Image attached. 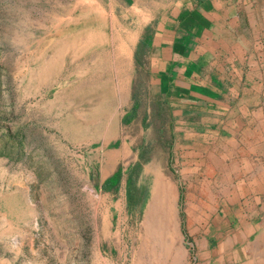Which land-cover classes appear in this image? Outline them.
Wrapping results in <instances>:
<instances>
[{
  "label": "rangeland",
  "instance_id": "rangeland-1",
  "mask_svg": "<svg viewBox=\"0 0 264 264\" xmlns=\"http://www.w3.org/2000/svg\"><path fill=\"white\" fill-rule=\"evenodd\" d=\"M187 1L0 0V264H162L141 229L148 148L169 142L145 54L159 21ZM116 35L130 36L127 48L104 40ZM116 46L124 72L104 71L99 86L91 70ZM110 195L136 201L132 230L100 251L84 217Z\"/></svg>",
  "mask_w": 264,
  "mask_h": 264
},
{
  "label": "crops",
  "instance_id": "crops-1",
  "mask_svg": "<svg viewBox=\"0 0 264 264\" xmlns=\"http://www.w3.org/2000/svg\"><path fill=\"white\" fill-rule=\"evenodd\" d=\"M145 61L169 139L148 148L142 170L146 243L162 264H190V247L194 264H264V0L182 3L155 27ZM119 202L98 197L84 217L100 251L132 230L136 201Z\"/></svg>",
  "mask_w": 264,
  "mask_h": 264
},
{
  "label": "bare ground",
  "instance_id": "bare-ground-1",
  "mask_svg": "<svg viewBox=\"0 0 264 264\" xmlns=\"http://www.w3.org/2000/svg\"><path fill=\"white\" fill-rule=\"evenodd\" d=\"M91 9H93V8H91ZM103 16V15H102ZM84 18V16H83V14L82 15H79V18H77V19H82V18ZM89 19H90V21H96L95 19H96V17H93V18H91V17H89ZM83 20V19H82ZM101 20L102 19H100V22H101ZM103 23V22H102ZM105 23H107V21L105 22ZM104 23V24H105ZM73 24V23H72ZM105 28V27H104ZM108 32V31H107ZM115 35V34H114ZM132 36V35H131ZM130 37V36H129ZM128 36H126L125 37V40H124V38H122V37H120V36H115L114 37V40L113 41H111L110 39L111 38H108V37H105V41H106V43H111V42H113V43H121L122 42V46H123V48L125 49V48H127L126 47V44H125V41L126 40H128V38H129ZM74 40H79V39H81L82 38V35H80L79 33L78 34H75V35H73V37H72ZM113 39V38H112ZM121 40V41H120ZM94 45H96V44H94ZM128 45V44H127ZM93 46V45H92ZM89 49V48H88ZM75 50V49H74ZM84 51H86L85 49H84ZM84 51H81L80 53H78V54H76L75 56H74V59H72L74 62H77L79 65H81V63H82V60L84 59V56H85V52ZM117 46H116V49L114 50V54H116L114 57H109V55L108 56H106V57H104V58H102L101 59V61L91 70V73L92 74H94V76H96L95 78H97L98 77V74H99V76H100V74H102L104 71H106V72H109V73H112V72H115V73H117V74H121L122 72H124V67H125V62H123V57L121 56V54L119 53H117ZM120 51H121V49H120ZM90 53V52H89ZM75 66V65H74ZM73 68V67H72ZM108 77V76H107ZM106 79V78H105ZM104 79V80H105ZM108 80V79H107ZM110 80V79H109ZM122 82V81H121ZM100 83L102 84V79H101V76H100V81H99V86H100ZM102 88V87H101ZM109 90V89H108ZM123 90V88L121 89V91ZM111 95V94H110ZM104 96H105V93H104ZM107 97V96H106ZM110 98V97H109ZM108 98V99H109Z\"/></svg>",
  "mask_w": 264,
  "mask_h": 264
}]
</instances>
